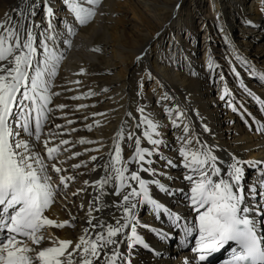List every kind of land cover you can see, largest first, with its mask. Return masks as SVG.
I'll list each match as a JSON object with an SVG mask.
<instances>
[{
    "label": "snow or ice",
    "instance_id": "1",
    "mask_svg": "<svg viewBox=\"0 0 264 264\" xmlns=\"http://www.w3.org/2000/svg\"><path fill=\"white\" fill-rule=\"evenodd\" d=\"M101 2L62 0L71 16L69 23L67 17L57 16L51 0H24V6L18 9V19L8 18L0 23V264H133L137 247L150 248L138 229H148L161 240L175 238L143 224L138 214L143 207H148L157 219L165 215L174 228L183 232L186 244L191 243L189 237H195L191 251L199 264H208L209 256L230 244L235 247H231L233 256L227 264H264V161H242L235 156L223 161L211 146L192 132L189 123H183L186 113L179 105L164 108L172 126L182 133L176 138L180 143L177 162L162 152L161 125L144 115V108H139L142 118L135 128L143 127L141 135L123 129L118 131L109 158L97 166L104 174L95 181H84L95 195L86 210L87 227L82 229L78 240L74 243L46 237L48 227H75L73 221L76 220L71 213L69 220L60 222L44 215L57 202L58 194L75 179L62 175L67 169L58 166L63 163L59 160L61 146L70 141L61 139L59 144L49 146L63 135L56 131L64 125L54 123V113L67 107L52 104L53 97L60 95L53 91L54 79L65 58L60 46L71 47V37L76 34L77 27L92 22ZM38 11L46 22L44 27L34 19ZM58 25H62V30ZM237 59L247 65L242 57ZM208 67L215 68V61H210ZM234 74L239 76V72ZM248 75L264 81V72L251 67ZM243 87L248 95H253L247 85ZM228 95L225 89L221 99ZM161 99L170 100L171 97L164 93ZM228 102L233 111H239ZM260 104L264 106V100H260ZM85 107L87 105H79V108ZM261 110L264 111V107ZM174 113L181 123L173 118ZM256 123L259 124L256 131L264 133V122ZM87 127L91 130L92 126ZM142 140L151 147L142 146ZM121 141L132 149L128 159L122 155ZM79 143L95 142L81 139ZM38 144L43 145V152L37 150ZM79 155V152L72 153L69 159ZM154 156L157 159H153ZM90 160L97 161L98 157L93 155ZM158 160L164 161L167 168L185 169L183 179L188 182L189 189L174 190L159 179L144 178L141 173L149 177L166 175L152 167ZM225 163L226 169L222 167ZM245 165L249 170H258L256 180L247 185ZM71 167L78 169L81 164ZM53 173L59 183L53 182ZM152 186L169 196L182 193L187 206L196 213V222L187 221L160 203L152 195ZM88 187L78 189L73 195L86 192ZM108 195L116 199L106 201ZM79 208L83 210L84 205ZM46 241L48 246L41 247ZM122 247L125 251H121Z\"/></svg>",
    "mask_w": 264,
    "mask_h": 264
},
{
    "label": "bare ground",
    "instance_id": "2",
    "mask_svg": "<svg viewBox=\"0 0 264 264\" xmlns=\"http://www.w3.org/2000/svg\"><path fill=\"white\" fill-rule=\"evenodd\" d=\"M51 3L57 16L67 17L71 23L62 0H51ZM23 6L24 0H0V23L8 18L18 19V9ZM34 19L42 27L46 26L39 11ZM200 24L210 31L213 40L210 39L207 61L199 59L196 46L188 39L193 40L199 35L201 30L197 25ZM58 27L62 30V25ZM71 39V47L60 46L65 58L53 87L60 95L53 97L52 104L67 105L63 111L54 113V123L64 125L56 131L63 135L49 146L59 144L61 139L70 141L61 146L59 160L63 163L58 166L67 169L62 175L75 179L58 194L57 202L44 215L60 222L69 220L71 213L76 220L73 221L75 227H48L46 237L74 243L78 240L82 229L87 227L86 210L95 195L84 181H95L104 174L97 166L109 158L118 131L123 129L141 135L143 127L135 128L142 118L139 108H144V115L161 125L162 152L174 162H177L180 147L176 138L182 133L172 126L164 108H175L176 105L186 113L183 123H189L192 132L211 146L214 154L223 161H229L232 156L242 161H264V133L256 131L259 127L256 122H264V111L261 110L264 106L260 104V100H264V81L248 75L249 67L264 72V0H102L92 22L78 26ZM237 57L246 60L247 65ZM210 61H215V68L208 67ZM234 72H239V76ZM216 84H220L221 90L213 94ZM243 85H247L253 95H248ZM225 89L230 95L222 100ZM90 92L95 95H87ZM164 93L171 99L162 100ZM74 96L81 98L71 99ZM228 101L239 111H233ZM79 105L87 107L79 108ZM173 118L181 123L175 113ZM69 120L71 124L67 123ZM87 125L92 126L91 130ZM81 139L95 143L81 144ZM121 146L123 157L128 159L132 149L125 141H121ZM142 146L151 147L145 140H142ZM65 148L69 150L63 151ZM37 150L43 152V145L38 144ZM75 152L81 155L69 159ZM93 155L98 157L97 161L90 160ZM153 159H157L156 156ZM73 164H81V167L73 169ZM94 167L96 171H93ZM129 167L135 168V165ZM152 167L166 175H141L159 179L174 190L189 189L188 182L183 179L186 170L182 167L167 168L164 161L159 160ZM222 167L226 169V163ZM245 170L247 185L256 180L258 170H249L247 165ZM52 175L53 182L59 183L57 175ZM85 187H88L86 192L73 195ZM151 192L160 203L187 221L196 222V213L187 206L182 193L169 196L155 186ZM114 199L112 195L105 197L109 202ZM81 204L83 210L79 208ZM138 214L143 224L172 235L176 232V235L175 240H161L148 229H138L150 248L137 247L133 264H199L194 259L196 254L185 245L183 232L174 228L165 215L161 214L157 219L148 207L139 209ZM44 246H48L47 241L41 245ZM121 251L125 249L122 247Z\"/></svg>",
    "mask_w": 264,
    "mask_h": 264
},
{
    "label": "rangeland",
    "instance_id": "3",
    "mask_svg": "<svg viewBox=\"0 0 264 264\" xmlns=\"http://www.w3.org/2000/svg\"><path fill=\"white\" fill-rule=\"evenodd\" d=\"M131 14H127V17H130ZM132 17V16H131ZM204 26H201L200 25H197V28L201 30V32H199V35L192 40V38H188L191 45H195L196 46V49H197V55L199 56V59L201 61H207V58L209 57L208 53L210 52V44H211V41H213L211 38H210V31H206L203 29ZM204 30V31H203ZM211 39V41H210ZM219 90H221V86L220 84H216L214 87H213V94H218V92H220ZM176 235V232H174V234L172 236H175ZM188 239H192L191 243H188L185 245L189 248H192L195 244V237H189ZM175 240V238L173 239Z\"/></svg>",
    "mask_w": 264,
    "mask_h": 264
}]
</instances>
